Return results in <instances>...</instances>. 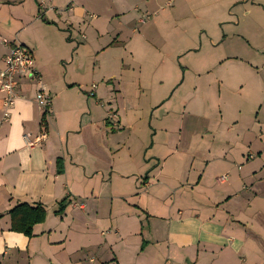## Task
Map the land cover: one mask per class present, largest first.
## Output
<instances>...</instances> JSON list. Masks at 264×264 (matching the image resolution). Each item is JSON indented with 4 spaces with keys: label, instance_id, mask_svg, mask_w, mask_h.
<instances>
[{
    "label": "crops",
    "instance_id": "0c3cea01",
    "mask_svg": "<svg viewBox=\"0 0 264 264\" xmlns=\"http://www.w3.org/2000/svg\"><path fill=\"white\" fill-rule=\"evenodd\" d=\"M237 6L264 10V0H0V67L9 53L3 42L7 39L28 47L40 72L39 80L17 76L18 96L8 121H2L0 89V264H264V257H259L264 250V178L259 176L264 163L257 167L255 159L246 160L241 145L219 144L223 133H229L221 128L226 116L210 127L212 143L200 145L193 144L194 130L182 142L180 114L157 116L152 126L156 135L162 131V137L154 142L149 157L157 161L138 147L123 165L113 166L108 179L102 167L97 176L88 175V166L75 162L62 145L64 137L73 133L70 124L77 117L78 132L95 135L101 121L94 117L92 103L101 98L109 105L104 106L102 119L108 138L107 116L121 95L118 88L126 82L129 88L142 87L139 77L124 81L123 73L135 70L139 55L161 53L149 32L161 29L165 35L171 29L164 25L170 20L178 24V13L180 20L188 21L190 14L198 18V10L210 8L211 18L222 20L225 10ZM168 8L171 12L162 17L160 11ZM75 32L88 40L96 58L106 54L111 42L119 41L124 46L122 56L131 62L125 66L122 57L115 71L98 72V77L94 66L91 93L97 99L78 96V104L71 96L86 95L91 82L70 75L74 57L59 41L65 33L72 41ZM57 60L68 65L65 72L55 64ZM210 72L207 69L196 79L207 78ZM42 85L52 98L46 116L36 100ZM203 93L211 98L200 81L194 94ZM195 102L189 105L192 115H197L194 108H201ZM256 121L262 128L263 122ZM118 122L122 126L120 118ZM43 129L48 138L29 144ZM58 158L63 160V173L58 172ZM110 164L104 168H111ZM147 170L149 177L141 182ZM70 174L81 178L70 183ZM222 175L227 179L221 181ZM96 182L106 184L109 192L100 184L94 186ZM64 199V211L58 214ZM22 203L41 204L47 211L45 221L34 226L33 236L10 228V211Z\"/></svg>",
    "mask_w": 264,
    "mask_h": 264
},
{
    "label": "rangeland",
    "instance_id": "374dc122",
    "mask_svg": "<svg viewBox=\"0 0 264 264\" xmlns=\"http://www.w3.org/2000/svg\"><path fill=\"white\" fill-rule=\"evenodd\" d=\"M171 10L168 8L160 11V14L163 17ZM210 12V8L198 10L201 16L194 18L190 14L188 21L180 20L178 13L175 14L179 19L178 24L177 21L170 20L168 25H164L171 29L165 35H162L164 31L161 29L149 32L150 41L161 53L154 52L150 57L138 54L139 65H136L134 71L123 73L124 81L139 77L142 87L129 88L126 82L123 84L126 86L118 88L121 95L112 103V111L116 112L117 121L119 118L122 120V126L119 122L118 126L109 124L111 133L108 138L104 137L106 128L102 122L106 109L104 106H109L105 98H101L96 104L92 103L93 115L96 120L101 121V126L96 127L95 135L87 130L78 132L81 129L79 117L76 122L70 124L73 133H70L68 138L67 135L64 137L62 145L66 152H71L75 162L88 166V175L97 176V169L102 167V173L104 172L108 179L113 166L123 165L128 155L141 146L144 151H148L147 158L156 162L157 159L149 157L153 155L151 153L155 150L154 142L160 140L162 131L156 135V129L152 125L156 123L157 116L164 118L173 113L175 116L180 114L183 118L182 142L189 139V131L197 132L194 145L211 144L210 127L219 124L222 115L226 116L227 121L221 128L223 132L228 130L229 133H223L219 144L230 141L232 145H241L245 152L247 151L244 156L246 160L255 159L253 162L258 164L257 167L264 163V10L255 6H237L225 10L224 14L227 12V15L222 17V20L211 18ZM49 15L51 16L48 14L43 19L48 20ZM82 33L75 32L70 42L67 40L68 33H65L66 38L59 40L63 44L61 48L70 54L71 59L74 57L70 75L79 76L86 83L91 82L86 88V95L71 96L77 104L78 96L97 99L95 94L91 93L94 66L98 68L96 77L98 72L105 75L115 71V66L121 65L122 57L125 59V66H131L130 59L121 54L124 46L119 41L111 42L112 47L106 51L108 55L103 54L96 58ZM55 64H61L64 72L68 67L58 60ZM207 69L211 71L207 78L196 79ZM96 81L97 78L95 83ZM200 81L208 94H212L211 98L204 93L202 96L199 94L200 97L194 94ZM191 102L201 106L194 108L201 118L198 119L197 115L190 113ZM82 104L85 105L84 100ZM89 111L87 106V114ZM132 115H135L136 120L131 121ZM256 119L263 122L262 128ZM188 159L190 160V156ZM107 163H111V168H104ZM259 176L264 178V169ZM100 177L102 179L103 175ZM146 177H149L148 170L144 172L141 182L146 181ZM79 178L81 177L77 174H70L69 182ZM99 184L103 191L109 192L106 184L96 182L94 186ZM262 246L264 248V243ZM259 257H264V250H260Z\"/></svg>",
    "mask_w": 264,
    "mask_h": 264
},
{
    "label": "built area",
    "instance_id": "2783aa9c",
    "mask_svg": "<svg viewBox=\"0 0 264 264\" xmlns=\"http://www.w3.org/2000/svg\"><path fill=\"white\" fill-rule=\"evenodd\" d=\"M3 42L9 45V53L4 59V66L0 67V89L4 93V113L3 120L8 121L11 116V109L15 104L17 98V76L19 74H25L29 78H36L39 80L40 72L35 67L34 58L31 51L25 45L19 43H11L7 39H3ZM36 100L38 106L43 111V115L49 114L52 106L51 95L45 86H41L38 90ZM109 120L111 124L117 126V115L112 110L108 112ZM48 138L47 130H41L34 138L29 141V144H39ZM228 175H222L221 181L226 180Z\"/></svg>",
    "mask_w": 264,
    "mask_h": 264
},
{
    "label": "trees",
    "instance_id": "16d2710c",
    "mask_svg": "<svg viewBox=\"0 0 264 264\" xmlns=\"http://www.w3.org/2000/svg\"><path fill=\"white\" fill-rule=\"evenodd\" d=\"M107 119L109 120L108 116ZM57 165H58V172L63 173L64 163L62 158H58ZM65 205H66V199L60 202V207L57 210L58 214H61L64 211ZM10 214H11V227H10L11 230L24 233L27 236H33L34 226L38 223H42L45 221L47 216V211L45 207L41 204H38L36 206H31L27 203H22L16 206L15 208H13L10 211Z\"/></svg>",
    "mask_w": 264,
    "mask_h": 264
}]
</instances>
